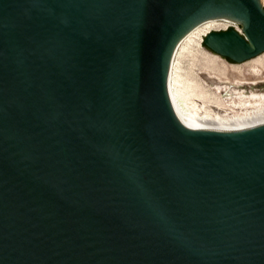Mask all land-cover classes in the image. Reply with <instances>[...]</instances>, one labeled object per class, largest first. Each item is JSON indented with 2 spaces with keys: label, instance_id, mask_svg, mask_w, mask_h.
I'll return each mask as SVG.
<instances>
[{
  "label": "water",
  "instance_id": "1",
  "mask_svg": "<svg viewBox=\"0 0 264 264\" xmlns=\"http://www.w3.org/2000/svg\"><path fill=\"white\" fill-rule=\"evenodd\" d=\"M264 54L263 0H0V264H264V124L188 127L180 42Z\"/></svg>",
  "mask_w": 264,
  "mask_h": 264
},
{
  "label": "bare ground",
  "instance_id": "2",
  "mask_svg": "<svg viewBox=\"0 0 264 264\" xmlns=\"http://www.w3.org/2000/svg\"><path fill=\"white\" fill-rule=\"evenodd\" d=\"M227 24L235 23L225 19H216L200 24L185 36L175 51L170 70V95L180 117L191 129L240 131L264 124V93H251L248 96H243L241 93L239 106L241 107V110L246 111L244 112L245 115H239L238 113L236 116L230 111L232 110L230 106L233 107L231 104L228 106V104L224 105L223 103L221 104L217 102V99L213 100V97L204 91V89H206L205 84L203 85L200 83L197 78L192 79V82H184L183 80H180L178 63L176 64L175 61L179 51H181L180 56L189 50L191 53L202 59L205 58L204 56L206 54L217 58V55L210 54V52L204 49L202 42L205 36L210 32L222 30ZM253 64L255 66L251 70L257 71L262 69L264 71V56L255 60ZM217 88L216 91L218 90ZM196 101H198L200 105L196 103ZM224 101L226 102V100ZM249 110L251 111L249 112ZM224 112H229V114H223Z\"/></svg>",
  "mask_w": 264,
  "mask_h": 264
},
{
  "label": "rangeland",
  "instance_id": "3",
  "mask_svg": "<svg viewBox=\"0 0 264 264\" xmlns=\"http://www.w3.org/2000/svg\"><path fill=\"white\" fill-rule=\"evenodd\" d=\"M232 26L242 31V28L237 24H227V26L225 25V28L222 30L226 31ZM220 31L221 30L218 32ZM204 49L208 51L205 47ZM180 52L181 51H179L175 60L176 64L178 63L180 80H183L184 82H192V79L197 78L200 83L203 85L205 84L206 89H204V91L213 97V100L217 99V102L221 104L223 103L224 105L228 104V106L231 104L233 107L230 106L232 109L230 111H232L236 116L238 113L239 115H245L244 112L246 111L241 110V107L239 106L241 93L243 96H248L251 93H264V71L262 69L257 71L251 70L255 66L253 64L255 60L264 56V54L254 60H250L242 64H232L218 56L217 58H214L212 55L206 54L204 56L205 58L202 59L191 53L189 50L184 52L182 56H180ZM210 54L213 53L210 52ZM216 88L218 89L217 91ZM235 93L238 94L236 95ZM224 100H226V102ZM196 103L200 105L198 101H196ZM214 110L217 111L216 109ZM250 111L251 110H249V112ZM223 114H229V112H224Z\"/></svg>",
  "mask_w": 264,
  "mask_h": 264
},
{
  "label": "built area",
  "instance_id": "4",
  "mask_svg": "<svg viewBox=\"0 0 264 264\" xmlns=\"http://www.w3.org/2000/svg\"><path fill=\"white\" fill-rule=\"evenodd\" d=\"M233 28H235L236 30H238L239 32H241V30H239L238 28H236V27H234V26H232Z\"/></svg>",
  "mask_w": 264,
  "mask_h": 264
},
{
  "label": "trees",
  "instance_id": "5",
  "mask_svg": "<svg viewBox=\"0 0 264 264\" xmlns=\"http://www.w3.org/2000/svg\"><path fill=\"white\" fill-rule=\"evenodd\" d=\"M203 44V43H202ZM204 46V45H203ZM205 47V46H204Z\"/></svg>",
  "mask_w": 264,
  "mask_h": 264
},
{
  "label": "flooded vegetation",
  "instance_id": "6",
  "mask_svg": "<svg viewBox=\"0 0 264 264\" xmlns=\"http://www.w3.org/2000/svg\"><path fill=\"white\" fill-rule=\"evenodd\" d=\"M228 61V60H227ZM229 62V61H228Z\"/></svg>",
  "mask_w": 264,
  "mask_h": 264
}]
</instances>
